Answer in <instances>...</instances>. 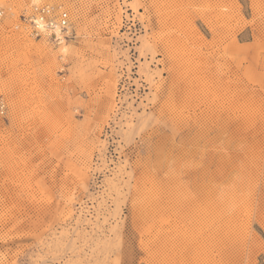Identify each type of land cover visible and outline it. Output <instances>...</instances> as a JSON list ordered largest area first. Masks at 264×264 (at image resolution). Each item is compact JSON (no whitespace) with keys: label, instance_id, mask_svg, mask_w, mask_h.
I'll return each mask as SVG.
<instances>
[{"label":"rangeland","instance_id":"rangeland-1","mask_svg":"<svg viewBox=\"0 0 264 264\" xmlns=\"http://www.w3.org/2000/svg\"><path fill=\"white\" fill-rule=\"evenodd\" d=\"M0 9V264H264V0Z\"/></svg>","mask_w":264,"mask_h":264},{"label":"built area","instance_id":"built-area-1","mask_svg":"<svg viewBox=\"0 0 264 264\" xmlns=\"http://www.w3.org/2000/svg\"><path fill=\"white\" fill-rule=\"evenodd\" d=\"M3 11L0 9V17ZM21 20L28 26L34 37H44L56 45L66 41L72 33V21L67 10H54L46 4H34L30 12H23ZM41 21L42 27L36 23Z\"/></svg>","mask_w":264,"mask_h":264},{"label":"snow or ice","instance_id":"snow-or-ice-1","mask_svg":"<svg viewBox=\"0 0 264 264\" xmlns=\"http://www.w3.org/2000/svg\"><path fill=\"white\" fill-rule=\"evenodd\" d=\"M38 25L43 26L41 21H36ZM221 165V160L218 159L217 154L206 150L205 154L200 158L199 162L195 167L204 171L206 174H211L215 172ZM199 177H196L195 180H198ZM195 180L193 182H195ZM261 226L264 227V220H262Z\"/></svg>","mask_w":264,"mask_h":264},{"label":"bare ground","instance_id":"bare-ground-1","mask_svg":"<svg viewBox=\"0 0 264 264\" xmlns=\"http://www.w3.org/2000/svg\"><path fill=\"white\" fill-rule=\"evenodd\" d=\"M52 7V6H51Z\"/></svg>","mask_w":264,"mask_h":264}]
</instances>
